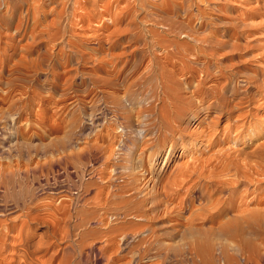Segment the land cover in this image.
<instances>
[{
	"label": "rangeland",
	"instance_id": "rangeland-1",
	"mask_svg": "<svg viewBox=\"0 0 264 264\" xmlns=\"http://www.w3.org/2000/svg\"><path fill=\"white\" fill-rule=\"evenodd\" d=\"M69 1L0 0V173L15 179L17 186L6 196L10 205L5 214L0 212V218L12 219L30 209L28 213L42 219L36 220L34 239L48 241L33 256L39 259L36 264H104L106 260L99 259L95 249L104 243V228L84 224L89 213L94 211L91 216H95L100 207L87 202L106 188L111 193L121 191L131 177L136 178L141 197L161 189L176 163L191 156V151L184 152L181 142L177 144L176 135L168 134L167 114L173 116L177 108L187 110L179 122L174 121L184 129L185 137L205 126L221 131L225 125L234 127L235 122H243L258 127V132H244L245 136L228 148L249 150L255 143H264V97L259 94L264 91V61L259 58L264 50V30L250 29L264 19L239 14L251 10L254 1L240 6L231 0H142L139 6L135 0H115L118 5H132L124 11L119 29L110 33L113 27L103 18L106 14L90 20L86 16L69 28L70 19L76 20L81 14L78 8L73 15ZM215 89L224 91L225 110L206 107L213 103ZM126 114L141 126L137 129L143 127L141 134L120 126ZM236 114L240 117L235 118ZM143 129L156 140L153 144H148L152 139L148 136L140 139ZM171 141H175L173 145ZM170 146L176 147L174 155ZM199 184L206 200L199 203L192 196L178 216L180 220L187 221V216L204 211V204L211 212L224 208L225 189L233 188L208 179ZM253 187L240 186L238 190L248 189L246 199H251L256 194ZM261 188L264 190V176ZM2 192L1 188L0 196ZM165 204L159 205L153 222L162 228L170 223L163 219ZM225 217L194 221L204 228L202 232L207 229L204 237L199 234L202 241L196 245L203 255L198 253V264H228L230 253L234 257L238 254L235 258L240 257L236 259L240 264H247L248 256L260 255L261 250L264 256V229L252 246H240L225 238L229 245L221 243L224 240L218 225ZM118 221L111 225L127 224L129 228L136 222L145 223L134 217ZM128 221L136 222L130 225ZM207 235L217 243L209 244ZM178 238L179 234L162 241L174 247L179 245ZM136 243L130 247L136 249ZM10 246L6 254L17 259L10 255ZM246 246L254 250L247 252ZM263 256L260 261L264 264ZM152 259L141 263L149 264Z\"/></svg>",
	"mask_w": 264,
	"mask_h": 264
},
{
	"label": "bare ground",
	"instance_id": "bare-ground-1",
	"mask_svg": "<svg viewBox=\"0 0 264 264\" xmlns=\"http://www.w3.org/2000/svg\"><path fill=\"white\" fill-rule=\"evenodd\" d=\"M135 1L139 4V6L142 5L141 4L142 0H135ZM231 1L240 6H244L254 1L255 6L251 10L249 9L248 12L241 11L239 14L241 16H244L245 18L247 17L251 18V17L256 16V17H262L264 19V0H231ZM70 2H71V6L73 7V15H75V10L78 8H80L79 10L81 11V14H79L76 17V20H73L72 18L70 19L68 23L69 28H72L73 25L75 26L77 22L79 23V21H83L86 16L88 17V20H90L92 18L99 19L98 17H100L103 14H106L104 15L103 18L106 19L107 23L109 24L111 23L113 27L111 31H109L110 33H115V31L119 29L117 25L121 22V19H122L121 17L123 16V14L126 13L124 11L129 9L132 5L131 2L118 5L119 2L117 3V1L115 0H70L69 3ZM107 23H104V26L102 24V27H108L106 25ZM111 25L109 26L111 27ZM250 29H252L253 31L261 32L262 30H264V21H262L258 25L256 24V26H251ZM64 43L68 44L67 41H65ZM259 58L264 61V50L260 53ZM262 77L263 78L261 81H262V84L264 85V71L262 73ZM228 87L225 86V90H227ZM232 89L233 88L230 87V90ZM222 92H219L215 89L214 91L215 98L210 101V103L211 102L213 103L207 104L206 107L213 106L214 108H219L220 110H223L227 104L222 99L223 98ZM259 94H261L260 97L261 96L264 97V91H263V94H262V91L259 92ZM203 99H204V96L201 97V100ZM258 100L260 99L258 98ZM216 103L219 105V107H216ZM202 107L203 106L198 107V109ZM183 111L186 112L187 110L181 111L180 108H177L176 113L173 116H168L167 114L164 119L167 124L166 128L168 130V134H170V136L176 135L175 138L178 140L177 144L178 142H181L182 145L181 144L180 145L182 147L185 146V149H183L184 152L186 153L187 151H191V156L188 157V159L183 160L184 162L180 161V163L179 162L178 164L176 163L172 171L169 173L164 184L160 185L161 189L157 188L156 191L147 194V196L141 197L140 191L137 189V186L135 185L136 178L131 177L123 185L127 188V190H125L126 188H124V189H121V191L118 190V191L111 193L110 190L108 191L106 188L105 190L99 191L97 195L92 197L90 199L92 201L89 200L87 202V203L100 207L99 208L100 212L97 213L95 216H91V213H93L94 211L90 212L92 210L91 209L89 210L90 212L89 217L86 216L88 219L86 218V221L84 222V224H87V225L97 224L98 226H101L104 228V233L101 234L103 238L102 241H104V243L101 246L98 245L99 247L95 246L99 259H102V257H104V259L106 260L104 264H140L144 260L145 261L150 260L151 257L153 259L152 261H150L149 264H161V263L164 264V263H168V261L170 263H175V264H184L186 263V261H190L191 264L192 263L198 264L197 262L198 256L200 255V257H202L203 255L201 254V252L197 251L196 245L199 242V240L202 241L201 239H199V234H202L203 236V233H205L206 235L207 229H205V231L202 232L204 228L202 230V228H200L199 226L194 225L193 223H195L197 219L200 221L205 220V219L213 221L215 218H219V217L222 218L226 216L225 221H222V219L219 221L218 226L220 230H218L219 231L218 234L221 235V239L223 240L224 238L226 240L229 239L232 242H236L240 246L241 244L252 246V243L254 244V240L257 238L258 239L260 238L261 233L264 229V190H262L261 188V182L264 176V143H260V142H259L260 144L255 143L253 146H251L249 150L240 148L238 150L233 151V150H230L231 148L229 147L230 146L229 144L231 142L236 143L237 139L240 138L241 135H244V132H245V135L254 134L258 132L257 130L258 127L253 126V124L252 125L242 124L243 123L241 121L243 119L242 118L240 120L242 123L235 122L234 127H228V125H225L226 127L224 126L223 130L220 131V129L222 128L220 129L210 128V127L208 128L207 126V129H206L205 128L206 126H205L204 127L205 129L202 127V129L191 133V135L189 134L188 137H185L186 132L184 131V129H182L179 126V124L176 123V122H179L178 120L181 119ZM239 112L242 113V111H239ZM234 116L235 115H233V117ZM238 117H240V115H238ZM238 117L236 114L235 118H238ZM123 118H124V122L123 120H122V123L120 122V126L122 128L124 129L130 128L128 130L132 129L131 131L133 132L135 131L136 132L135 134H141V129L143 127L141 129H137L138 128L137 126L139 125L137 126L135 125V123L133 122L129 114L124 115ZM227 120H230L229 116H227ZM174 121L176 122L174 123ZM138 124L141 125L142 121L141 123L139 122ZM239 127L241 128L238 129ZM143 131L144 133L142 132L143 135H140V139H144L146 136H148V138H152L150 139L151 141L148 144H153L156 140H153L154 138L151 137V134L147 132L146 129H143ZM165 139L166 137L164 138V140ZM168 139L169 138H167V140ZM249 141L252 142L253 140H249ZM174 142L175 141H171V145H173ZM225 143L227 144V146ZM222 144H224V147L222 146ZM105 146H104V149H106ZM174 149H176V147H173V146L170 149L172 150L173 155H174L173 151H175ZM94 173L96 174V172ZM7 177L3 173L2 174L0 173V189L1 188L3 189L2 195L0 196L3 201V203L0 205V212H2V214H5L6 208L10 205L9 203H7L10 201L6 200L7 199L6 196L7 195L9 196L8 193L12 190L14 191L15 187H17L15 186V179L13 180L12 178L9 179L10 177L9 178ZM228 177H233V178H228ZM207 179L209 181H213L215 184L217 183L216 185L223 186L224 188H228L229 185L233 186V188L231 189H225L226 200H227L226 206L224 208H219V209L216 208V211L211 212V210L204 208V205L206 206V204H204L203 205V209H205L204 211H201V212L199 211L200 213L198 212V214L196 215L194 212V214H191V217L187 216V221H184L186 219L180 220L178 216H180V213L184 209H186V207L191 203L190 201H191L192 196H194L195 200H198L199 203L206 200L205 199L206 195L204 191L202 190V187L199 183L201 180H207ZM17 183L20 184V181ZM249 185L254 186L253 191L256 194L255 195L253 194L251 199H246L248 189L238 190V187L240 186L248 187ZM17 189L19 190V188ZM127 191L129 193H125ZM10 193L12 194V192ZM35 193L33 194V196L35 195ZM13 195H16V193ZM14 197L18 199L17 196H14ZM32 197L30 196V199ZM161 203H166L164 207V211H163V219H166L167 222H170L168 225L169 227L167 226L166 228H162L163 226L161 227L160 226L161 224L159 225V223H153L158 217L157 214L160 211L159 205ZM20 206H22V204H20ZM22 207H19V208H22ZM29 211L28 210L24 211L23 213H19V215H17L16 213V215H14L12 219L11 218L9 219L6 216L5 218H0V264H36L37 263L36 260L39 261V259H35L33 256L38 254L36 253L37 251L42 250L40 247L44 245V243H46L48 239L46 241L44 239L42 240L41 238V240L35 241L34 239L36 235L35 226L38 224L36 223V220L38 222V220H40L41 218H39L38 215L28 213ZM128 217H134V219L137 218L139 221L143 220L145 223H141V222L137 223L136 221H134L136 223L131 225V223H134V222H131L132 221L131 220L130 221L131 223L128 221V223L131 225V227L129 228H127L128 227L127 224L125 226L121 224L114 225V226L111 225L112 222L116 223V222H119L118 220H122V219L125 220V218H128ZM212 225H213V222H212ZM209 229L210 228H208V230ZM211 230L213 231V229ZM214 232L212 233L213 236H214ZM49 233L50 232L48 230L45 233V235H43L44 238L48 237ZM177 234H179V238L177 240L179 241L178 244L180 246L179 245L177 246L176 244V246L172 247L170 244L167 245L166 243L165 244L163 243L162 241L163 238L168 237V239H172L173 236L174 237L176 236L177 238ZM209 234L210 233H208V235ZM208 235L206 236L207 237L206 239H208ZM102 238L100 237V239ZM210 238H211V235H210ZM203 239L205 240V238ZM211 239H208V240L210 241ZM135 241H137L138 243V244L136 243L138 247L135 244L136 249H134L133 247H130L133 245V244L131 245V243ZM207 242L208 241L206 240V243ZM210 242L208 243L209 244H212V242L214 243V241H210ZM227 242L228 241L225 242L224 240V242H221V243H227ZM208 243L207 245H209ZM229 243L230 242H228V245ZM47 244L49 245V243ZM203 244H204V241H203ZM219 244L220 242H218L217 246H219ZM10 245H12V248H13V249H10L11 250L10 255L18 256L17 259H12V257H9L8 256L9 252H8V255L6 254V251L9 250L8 247ZM199 245H201L202 247V244L199 243ZM199 245H198V248L200 247ZM205 245L206 244H204L203 246ZM245 245H244V248H245ZM209 246H208V249H210ZM223 247H224V244H223ZM231 247L233 248L235 247V245L232 244ZM202 248L204 249V247ZM202 248L201 250L200 249L199 250L202 251L203 250ZM219 248L220 247H218V249ZM225 248H223L225 250L224 254L227 255L229 251L227 250V248L226 249ZM232 248L230 249L232 250ZM247 249H249L248 247L246 248V251L249 252ZM252 249L253 248L249 250H252ZM257 249H255L256 252H257ZM123 250H125L124 254H120V252ZM236 251H237V248H236ZM104 252H106L107 256H105ZM221 252L223 253V251ZM221 252H219V255ZM244 252L245 251H243V253ZM261 252L262 250L260 251V255L259 253H257L256 255V256L259 255L258 256L259 259H256L257 257L255 256L256 257L255 258L253 256L254 254H252L251 256L247 255L248 256L247 264H263L261 263L263 260L260 261V257L263 256L261 255L262 254ZM198 253L200 254L198 255ZM128 254L130 255V257L129 258L127 257L128 259H126V256ZM235 255L238 256V254H235ZM187 256L189 259L187 258ZM241 256H243L242 253H241ZM205 257L206 256L203 257L204 258L203 261H205ZM235 257L231 255L230 253V256L228 255V258H227L229 260L228 264H240L239 263L240 261H238L240 257L239 258H235ZM252 258L256 260H252Z\"/></svg>",
	"mask_w": 264,
	"mask_h": 264
}]
</instances>
